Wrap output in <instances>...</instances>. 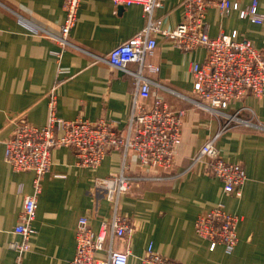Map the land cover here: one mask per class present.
<instances>
[{
    "label": "crops",
    "instance_id": "1",
    "mask_svg": "<svg viewBox=\"0 0 264 264\" xmlns=\"http://www.w3.org/2000/svg\"><path fill=\"white\" fill-rule=\"evenodd\" d=\"M155 15L160 27L173 30L183 17V0H161ZM241 8L252 0H233ZM264 16V0H259ZM66 18L64 0H0V264H71L76 252V227L88 216L98 231L111 220L113 203L103 192H94L97 178L120 172L139 177L137 186L123 194L121 214L130 218L132 232L116 237L117 250H130L129 264H143L149 244L161 255L185 264H264V94L247 95L231 102L226 111L256 125L231 123L222 129L216 145L220 155L241 163L247 180L241 195L227 193L223 182L208 168L206 157H193L201 146L226 123L196 103L192 64L203 62L204 47L180 50L171 38L156 32L157 46L146 57L144 69L151 80V98H164L173 108L183 109L182 140L175 149V163L168 170L145 169L134 153L125 158L112 150L94 169L78 164L68 146L52 150V169L42 180L30 249L21 258L9 247L22 240L14 228L24 199L33 191V171H15L5 160V140L24 116L44 126L56 94L58 115L67 119L106 118L118 130H126L134 99L135 77L112 66L107 58L117 45L141 30L147 20L140 4L119 6L112 0H82L78 18L69 34L70 44L56 36ZM210 36L237 30L255 46L264 47V21L252 23L237 10H207ZM59 52V54H57ZM137 68V64H128ZM260 125V126H259ZM223 203L243 218L238 224V243L229 252L224 244L210 249V241L195 229L198 215ZM100 255L105 256L106 252Z\"/></svg>",
    "mask_w": 264,
    "mask_h": 264
},
{
    "label": "built area",
    "instance_id": "2",
    "mask_svg": "<svg viewBox=\"0 0 264 264\" xmlns=\"http://www.w3.org/2000/svg\"><path fill=\"white\" fill-rule=\"evenodd\" d=\"M117 5L140 4L146 16L145 26L130 39L117 45L108 54V62L135 77L133 106L126 130H118L106 118L89 120L86 118L67 119L58 115L51 92V111L44 126L32 124L21 116L16 121L12 135L5 140V160L15 171H33V191L24 199L14 231L22 240L12 241L9 247L17 252L18 258L30 249V239L37 232L38 198L42 191V180L52 169V150L56 147H71L78 158V164L98 168L112 150H120L125 158L134 153L141 165L147 169L168 170L175 163V149L182 140L183 109L173 108L164 98L154 97L151 102L152 80L144 74L158 71L159 67L147 65L146 57L153 54L157 39L156 32L171 38L180 50L204 47L207 51L203 62L192 64L193 91L196 103L213 114L224 117L225 124L209 138L193 157V161L206 157L209 171L223 182L227 193L241 195L247 180V172L241 163L223 158L216 141L231 123L256 125L251 119L240 117L239 111H226L231 102L247 95L262 97L264 94V47L255 46L237 30L221 32L212 37L207 30V10L217 6L223 12L237 10L241 18L261 24L263 13L259 0L241 8L233 0H183V17L173 30L160 27L161 19L155 15L163 6L161 0H112ZM82 0H64L66 18L56 39L63 45L70 44L69 34L78 18ZM59 54V52H57ZM137 68H129V63ZM260 126V125H259ZM139 177L120 172L97 178L94 192H103L113 203L111 220L103 222L95 231L88 216L79 219L76 227V252L71 264H129L130 250H117L113 246L116 237H126L132 232L130 218L121 214L118 203L123 194H128L137 186ZM243 217L229 212L223 203L201 212L195 221L196 232L210 241V249L224 244L227 251L234 250L238 243V224ZM106 252L105 256L100 255ZM143 264H185L157 252L149 244L142 258Z\"/></svg>",
    "mask_w": 264,
    "mask_h": 264
},
{
    "label": "water",
    "instance_id": "3",
    "mask_svg": "<svg viewBox=\"0 0 264 264\" xmlns=\"http://www.w3.org/2000/svg\"><path fill=\"white\" fill-rule=\"evenodd\" d=\"M119 6H122V5H119Z\"/></svg>",
    "mask_w": 264,
    "mask_h": 264
}]
</instances>
